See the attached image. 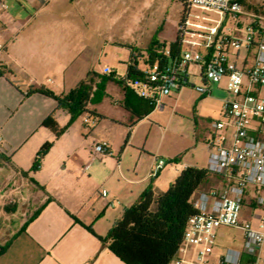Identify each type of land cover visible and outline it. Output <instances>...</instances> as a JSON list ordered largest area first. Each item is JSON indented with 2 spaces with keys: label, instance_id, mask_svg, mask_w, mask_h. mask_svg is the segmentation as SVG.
Here are the masks:
<instances>
[{
  "label": "crops",
  "instance_id": "1",
  "mask_svg": "<svg viewBox=\"0 0 264 264\" xmlns=\"http://www.w3.org/2000/svg\"><path fill=\"white\" fill-rule=\"evenodd\" d=\"M10 1L7 10L0 8V264H126L99 236L105 237L149 186L165 191L185 167L207 168L209 122L214 118L204 125L199 115L194 125L184 126L176 110L182 107L185 89L198 93L191 83L164 96L160 105L137 119L131 108L141 111L149 102L134 93L126 95L122 85L108 81L121 89L117 99L109 95L110 107L96 111L87 106L84 114L94 117L93 124L82 119L55 138L42 120L53 115L63 126L69 113L57 108L53 98L27 91L44 86L65 94L95 71L94 52L102 38L110 36L113 21L120 20L122 35L123 0H114L119 7L114 16L110 9L108 15L96 14L92 0L84 7L88 15L63 0ZM103 5L111 7V1ZM26 6L33 13H24ZM254 52V47L241 49L231 52L230 59L249 66ZM138 62L143 63H138L139 69L147 66L144 57ZM209 95L201 94L196 105L202 106ZM222 103L211 115L215 119L221 116ZM45 141H53L52 147L39 168L24 175L22 170H30ZM97 142H104L110 153L91 160ZM157 159L166 164L152 176ZM219 183L213 175L203 187ZM15 218L10 228L7 222Z\"/></svg>",
  "mask_w": 264,
  "mask_h": 264
},
{
  "label": "built area",
  "instance_id": "2",
  "mask_svg": "<svg viewBox=\"0 0 264 264\" xmlns=\"http://www.w3.org/2000/svg\"><path fill=\"white\" fill-rule=\"evenodd\" d=\"M180 1L188 10L178 27L179 54L162 67L147 65L139 76H125L122 86L158 106L164 96L191 84L189 68L195 65L205 80L191 84L198 93L207 94L210 83L224 80L234 97L224 100L220 118L209 122L207 169L220 183L195 194L197 211L188 218L177 253L166 264H264V94L260 93L264 87V0L259 11L244 10L240 0ZM191 7L214 11L219 17L212 19L214 24L192 21ZM0 8L7 10L8 0H0ZM190 25L196 29H188ZM252 47L255 52L249 66H238L230 59L231 52ZM89 120L85 116L84 121ZM109 153L104 142H97L91 160ZM165 164L157 159L151 175ZM100 193L105 196L107 191ZM248 200L263 210L248 215L256 216V225L242 218ZM224 226L239 229L241 237L237 246L219 251L218 229Z\"/></svg>",
  "mask_w": 264,
  "mask_h": 264
},
{
  "label": "trees",
  "instance_id": "3",
  "mask_svg": "<svg viewBox=\"0 0 264 264\" xmlns=\"http://www.w3.org/2000/svg\"><path fill=\"white\" fill-rule=\"evenodd\" d=\"M186 11L187 8L183 4L180 22ZM125 46L132 50L127 64V77H136L142 73L138 67L141 57H144V63L148 66L156 64L162 67L180 52L178 34L168 46L169 54H165L167 48L164 43L154 40L146 47L145 54L138 52L132 45L126 44ZM108 81L122 85V81L112 74L101 75L98 72L89 71L76 86L65 94L57 95L44 86L30 89L27 93L39 92L53 98L57 103V108L69 113V122H71L76 116L88 111L87 106L92 94L94 91H103ZM124 89L126 95L132 93L129 89L125 87ZM126 102L128 101L125 99ZM153 108L154 105L148 103L141 111L131 109L137 119H140ZM95 115L101 117L100 114L95 113ZM41 125L49 128L55 138H58L66 129V125H59L53 115L45 117ZM52 145L53 141H45L37 150L30 170H22V173L27 175L29 171L37 170L42 158ZM176 160L177 157L172 159V161ZM213 175L216 174L205 167L187 166L165 191H157L149 186L134 203L124 209L107 235L99 236V238L107 243V247L126 264H166L177 253L188 218L197 211L193 204L195 194L202 190L201 188ZM84 226L93 232L90 226ZM4 248L2 247L1 251Z\"/></svg>",
  "mask_w": 264,
  "mask_h": 264
},
{
  "label": "rangeland",
  "instance_id": "4",
  "mask_svg": "<svg viewBox=\"0 0 264 264\" xmlns=\"http://www.w3.org/2000/svg\"><path fill=\"white\" fill-rule=\"evenodd\" d=\"M63 4L66 6H72L73 10H77L79 13L88 15L89 11L85 10L84 7H89L90 1L88 0H63ZM100 1V2H99ZM104 0H92L91 4L92 10L96 14H109V9L111 15L114 16L116 13V5L114 0H105L106 3L111 1V7L103 5ZM11 2L10 0L8 3ZM244 10L246 11H259L260 4L262 0H241ZM98 3H102L99 6ZM99 7V9H98ZM27 9V10H26ZM22 8L24 13H33L34 9L32 7ZM188 10V7H187ZM183 11V3L180 0H123V29L122 35L120 32V20L113 24L110 29V36H105L102 38V41L98 44L94 52V61L95 66L94 70L99 74H112L116 78H124L127 73V61L130 56V49L125 45L127 43L133 44L138 52L145 54V49L148 45L154 40L161 43H164L166 47L169 46L177 34L178 27L180 24V16ZM84 12V13H83ZM189 18L192 21H201L214 24L212 19H217L219 14L214 11H207L198 7L190 8ZM203 17H208L205 19ZM229 25V22L225 26ZM94 26L98 28L100 22L98 19H95ZM188 29H196L193 26H188ZM0 41L3 42V38H0ZM117 42L123 43V46L117 44ZM143 63H139V67H142ZM109 68V71H106V68ZM190 71L193 72L189 76V82L193 84H201L200 74L195 65H190ZM215 85V86H214ZM210 95L206 98L208 100L202 105H196V100L199 99L200 93H196L191 89H185L182 94V107L178 108L176 111L181 115L182 122L184 126L189 124L194 125V121L198 119L199 115H203L202 118L204 125L207 124V118L211 117L212 119L216 116H211L216 110V106L226 99H232L234 96L229 92L225 87V81L219 83H210L209 84ZM121 92L120 85L113 82H109L103 91H94L91 96L90 102L88 104V109L96 111H106L110 107L109 95L117 99ZM261 94H264V87L261 88ZM205 99V98H204ZM190 111V115L188 114ZM211 113V114H210ZM86 114H80L74 118L73 121L69 122V116L67 121L63 124L66 125V129L75 124H80V121L84 119ZM193 115V116H192ZM196 115V116H194ZM66 116V115H64ZM190 117V118H188ZM94 122V117H90L88 121V126H91ZM208 126V125H207ZM65 129V130H66ZM167 164L166 166H168ZM208 187H203L207 189ZM11 204V203H9ZM254 211L256 215L262 213V207L255 206V204L248 200L244 204V214L242 215L243 219H248L256 225L257 218L256 216L251 218L248 216L251 212ZM18 220V218L12 219L8 226L12 228V225ZM241 231L233 227H220L218 229L217 244L218 250L223 251L225 247L228 246H237L240 242Z\"/></svg>",
  "mask_w": 264,
  "mask_h": 264
}]
</instances>
